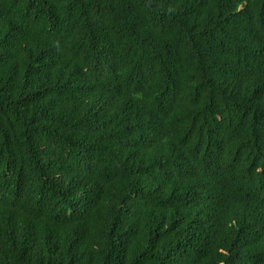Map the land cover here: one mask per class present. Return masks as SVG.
I'll return each mask as SVG.
<instances>
[{"label": "trees", "instance_id": "obj_1", "mask_svg": "<svg viewBox=\"0 0 264 264\" xmlns=\"http://www.w3.org/2000/svg\"><path fill=\"white\" fill-rule=\"evenodd\" d=\"M0 264H264V0H0Z\"/></svg>", "mask_w": 264, "mask_h": 264}]
</instances>
